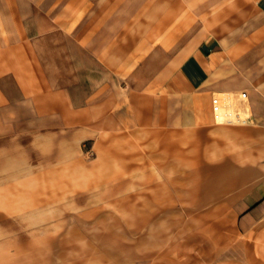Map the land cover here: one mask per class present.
<instances>
[{"label": "crops", "instance_id": "0c3cea01", "mask_svg": "<svg viewBox=\"0 0 264 264\" xmlns=\"http://www.w3.org/2000/svg\"><path fill=\"white\" fill-rule=\"evenodd\" d=\"M60 3L0 0V105L31 104L35 115L30 120L61 123L51 137L43 131L34 134L32 146L52 159L34 169H75L85 142L100 153L114 147L118 153L128 140L133 151L147 155L150 188L179 187L181 203L189 202L192 211L204 210L202 217L214 219L210 232L218 236L210 238L212 244L227 240L231 248L242 234L255 252L246 260L264 264V0L197 1L195 32L164 31L160 41L181 44L158 49L150 29L171 25L172 0L148 1L149 7L165 12L157 23L148 20L146 34L126 39L116 34L111 41L107 34L88 32L93 23L109 24L107 9L100 8L93 18L92 0H83L84 11L77 18L71 12L76 0ZM209 5L211 14L206 12ZM82 21L83 33L77 35ZM60 31L68 40L83 42L82 57L75 50L63 53L59 45L45 52V38L56 43ZM111 42L115 49L109 48ZM64 54L71 76L68 85L56 86L51 73L57 71L60 79L65 70L53 59ZM6 78L17 86L16 102L3 86ZM214 97L220 98L224 112L234 114V121L216 117ZM18 114H4L0 121L20 120ZM24 134L6 124L0 128V264H44L37 252L29 257V243L21 236L27 229L11 222L27 216L28 163L19 139ZM205 233L209 230L196 231L186 248L198 249ZM34 245L38 250L40 243Z\"/></svg>", "mask_w": 264, "mask_h": 264}, {"label": "rangeland", "instance_id": "374dc122", "mask_svg": "<svg viewBox=\"0 0 264 264\" xmlns=\"http://www.w3.org/2000/svg\"><path fill=\"white\" fill-rule=\"evenodd\" d=\"M67 1L60 0V4ZM148 1L155 2V5L159 2L92 0L93 18L98 17L100 8L104 11L107 9L109 24L99 27L93 23L88 26V32L107 34L110 41L116 34H123L125 39L129 34H146L149 30L148 20L154 18L157 23L159 15L165 12L154 4V7H149ZM197 1L201 2L172 0L171 25L166 29L163 26L150 29L156 34L157 49L165 45L174 48L181 44L180 41H160V33L164 31L171 30L173 35L195 32ZM83 11V0H76L71 12H75L78 18ZM211 11L209 5L206 12L211 14ZM116 19L124 21L123 26H116ZM83 28L84 21L77 27L76 34L83 33ZM63 34L62 31L57 33L59 41L56 43L49 36L45 38V52L50 53L52 47L55 51L56 45H59L60 51H79L82 57L83 42H73ZM123 43L127 44L125 41ZM108 44L109 48L115 49V43ZM64 55L53 59L58 63L56 66L65 70L60 74L62 81L57 71L51 73L57 81L56 86L59 83L62 85L61 82L68 85V77L71 76V63L69 65L67 54ZM45 60L51 61V56L45 57ZM3 86L13 102H16L19 91L13 79L6 78ZM15 111L21 113L16 116L20 120H2L0 128L6 124L12 129L26 132L19 139L23 142L22 150L28 163L25 171L28 175V185L25 187L28 197L27 216L12 218L11 222L12 226L20 225L22 229H27L21 236L22 240L29 243V257L37 252L44 264H250L246 258L254 257L253 244L245 242L242 234L236 235L231 248L227 247V240H220L219 244L214 242V246L210 238L218 234L211 233L209 227L214 219L202 217L204 210L192 211L189 202L181 203L178 200L179 187L148 186L147 155L138 148L133 151L128 140L118 147V153L115 147L113 151L100 153L98 147L90 149V142H85V154L75 169L49 168L37 171L34 169L36 164L44 162V165H50L52 159L45 154L41 156V151L32 146L34 134L43 131L48 132L46 137H51L52 130L61 123L51 119L42 123L30 120L35 115L31 104L0 105V117H4V114H7L5 117H14L10 114ZM116 167L120 170L117 171ZM191 188L195 190V187ZM174 198L176 201L172 200ZM202 229H208L209 233H205L199 248H186L187 239L195 237L196 231ZM36 242L40 243L38 250L33 249Z\"/></svg>", "mask_w": 264, "mask_h": 264}, {"label": "built area", "instance_id": "2783aa9c", "mask_svg": "<svg viewBox=\"0 0 264 264\" xmlns=\"http://www.w3.org/2000/svg\"><path fill=\"white\" fill-rule=\"evenodd\" d=\"M247 93H242V97H246ZM213 108L216 113V117L218 119L224 120V121H234L235 116L233 113L230 112H224L223 104L219 97L213 98Z\"/></svg>", "mask_w": 264, "mask_h": 264}]
</instances>
